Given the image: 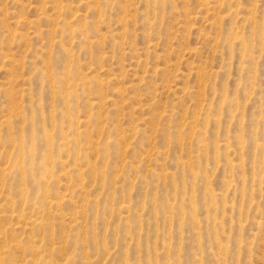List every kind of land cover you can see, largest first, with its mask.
I'll return each mask as SVG.
<instances>
[{
    "label": "rangeland",
    "instance_id": "1",
    "mask_svg": "<svg viewBox=\"0 0 264 264\" xmlns=\"http://www.w3.org/2000/svg\"><path fill=\"white\" fill-rule=\"evenodd\" d=\"M0 254L264 264V0H0Z\"/></svg>",
    "mask_w": 264,
    "mask_h": 264
},
{
    "label": "bare ground",
    "instance_id": "2",
    "mask_svg": "<svg viewBox=\"0 0 264 264\" xmlns=\"http://www.w3.org/2000/svg\"><path fill=\"white\" fill-rule=\"evenodd\" d=\"M70 26V25H69ZM68 27V26H67ZM72 27V26H71ZM71 27H69V28H71ZM82 27V26H81ZM82 29V28H81ZM81 31V30H80ZM82 33V32H81ZM58 78V77H57ZM67 138V137H66ZM50 146V145H49ZM48 146V147H49ZM47 152V151H46ZM85 161V160H84ZM87 162V161H86ZM44 173V172H43ZM51 196V195H50ZM49 205V204H48ZM44 206V205H43ZM29 218H31V217H29ZM30 224V223H29ZM62 232V231H61ZM220 239V238H219ZM9 247V246H8ZM218 249L219 250H221L222 251V249H224V246L219 242L218 243ZM0 255H2V254H0ZM216 256V255H215ZM47 257V256H46ZM87 258V257H86ZM1 259V258H0ZM5 259V258H4ZM47 259V258H46ZM2 260V259H1ZM0 260V261H1ZM17 260V259H16ZM88 260V259H87ZM201 260V259H200ZM10 261H12V260H10ZM10 263H12V262H10ZM87 263V262H86ZM49 264V263H48Z\"/></svg>",
    "mask_w": 264,
    "mask_h": 264
}]
</instances>
